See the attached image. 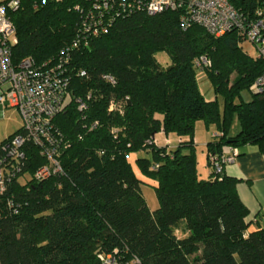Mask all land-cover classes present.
I'll list each match as a JSON object with an SVG mask.
<instances>
[{"label": "trees", "instance_id": "obj_1", "mask_svg": "<svg viewBox=\"0 0 264 264\" xmlns=\"http://www.w3.org/2000/svg\"><path fill=\"white\" fill-rule=\"evenodd\" d=\"M78 1L20 0L8 11L16 37L12 60L56 55L79 25ZM229 1L247 18L264 19V0ZM181 13L120 15L71 50L69 98L52 117L61 170L35 178L33 170L47 158L36 143L23 141L20 168L5 174L0 192V264H105L101 255L108 251L134 254L139 264H264V222L251 224L238 176L225 171L229 161L198 175L191 139L201 118L216 125L205 142L206 162L208 152L220 154L228 144L239 152L254 142L264 153V91L241 96L264 70V55L243 50L236 28L215 35L183 23ZM157 50L166 51L169 64L157 62ZM200 54L210 60L200 69L222 95V107L198 86L193 58ZM234 114L240 126L230 133ZM19 129L0 141V156L1 143ZM158 130L180 139L170 146L153 142ZM140 148L151 154L134 156L141 175L127 157ZM144 175L157 199L153 208L140 189Z\"/></svg>", "mask_w": 264, "mask_h": 264}, {"label": "built area", "instance_id": "obj_2", "mask_svg": "<svg viewBox=\"0 0 264 264\" xmlns=\"http://www.w3.org/2000/svg\"><path fill=\"white\" fill-rule=\"evenodd\" d=\"M19 2L0 0V105H15L21 117L20 129L1 143L5 154L0 156V192L5 187V174L8 178L20 168L24 140L36 143L40 153L47 158L33 170L35 178H46L61 170L55 156L58 140L52 117L69 98L70 67L67 59L73 48L86 45L92 37L106 32L116 17L134 11L151 14L167 8L182 9L180 19L183 23H198L215 35L236 28L242 38L257 46L258 55H264V19L247 18L229 0H80L74 4L75 9L82 13L79 25L70 41L56 55L51 54L39 61L25 56L14 62L11 45L16 37L8 11L15 9ZM193 62L201 68L210 60L200 54L193 58ZM78 72L83 73L84 69L80 68ZM103 75L114 80L108 73ZM254 83L256 90L264 91V70ZM75 105L80 109L85 104L81 98L75 97ZM111 105L112 102L108 107ZM150 139L157 143L154 135ZM236 154L238 147L228 144L220 154L208 152L207 164L211 170L213 166L218 171L225 161L233 160ZM118 256L115 251H108L101 258L105 264H139L134 254L126 258Z\"/></svg>", "mask_w": 264, "mask_h": 264}, {"label": "rangeland", "instance_id": "obj_3", "mask_svg": "<svg viewBox=\"0 0 264 264\" xmlns=\"http://www.w3.org/2000/svg\"><path fill=\"white\" fill-rule=\"evenodd\" d=\"M240 45L242 46L243 50H245L248 54L253 55V56L258 54V48L252 41L246 38H242L240 41ZM154 56L157 62L162 66L170 63V57L164 50L155 51ZM196 76H197L198 86L200 90L202 91L203 95L205 97L216 96L218 98L220 107H222L223 106L222 95L219 93L216 94L214 92L213 88H211L210 82L207 76L205 75L204 71L200 68H196ZM254 89H255V83H253L250 88H247V87L243 88L241 90V96L245 99L250 98L251 92ZM20 125H21V117H20V113L18 109L16 108V106L11 105V104H1L0 105V141L4 137H6L9 133L14 131L18 127H20ZM239 126H240L239 119L237 115L234 114L231 124H230V128H229L230 133H235L239 129ZM214 129L216 130V125L213 122H209L206 125L201 118H195L194 125H193V136H194L195 142L193 144V149H194V155L196 159V162H195L196 169H197L198 175L200 176L206 175L205 147H204V143L200 141V139H202L205 132L211 133V131H215ZM160 131L163 132L162 130ZM156 132L154 133V135L156 134ZM163 134H165V132H163ZM168 135L172 136V141L176 143V140H177L176 135L172 132L168 133ZM196 138L198 140H196ZM181 147L184 151L188 150V145H182ZM136 154H143L149 157H151V154H150V151L142 149V148L137 149L136 151L130 150L127 152V157L130 160L132 167L134 168V170H136V172L139 173L136 163L134 161V156ZM144 179L145 181H142L140 183V189L145 198L146 203L148 204L149 207H151L154 201L155 203L157 202V199H156V196L153 190V186L149 182H147L149 181V178L145 176Z\"/></svg>", "mask_w": 264, "mask_h": 264}, {"label": "crops", "instance_id": "obj_4", "mask_svg": "<svg viewBox=\"0 0 264 264\" xmlns=\"http://www.w3.org/2000/svg\"><path fill=\"white\" fill-rule=\"evenodd\" d=\"M168 133L163 134L159 130L154 136L158 143L166 141L169 144L168 146L174 145L175 142L172 141V136H169ZM211 133L205 132L202 139H200L204 143L205 156L207 151L205 142L213 137L214 131H211ZM191 139L194 144L193 135ZM196 140L198 139L196 138ZM206 163L205 172L207 175L209 167ZM224 167L227 173L238 176L236 187L241 199L249 209L248 216L252 218L251 224H256L258 218H260L261 223L264 222V153H262L258 144L254 142L241 144L238 154L233 160L226 162ZM156 205L157 202L154 201L151 208Z\"/></svg>", "mask_w": 264, "mask_h": 264}]
</instances>
